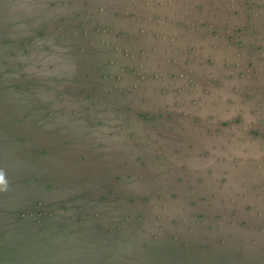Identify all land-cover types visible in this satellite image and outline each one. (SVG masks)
<instances>
[{
    "label": "rangeland",
    "instance_id": "374dc122",
    "mask_svg": "<svg viewBox=\"0 0 264 264\" xmlns=\"http://www.w3.org/2000/svg\"><path fill=\"white\" fill-rule=\"evenodd\" d=\"M0 264H264V0H0Z\"/></svg>",
    "mask_w": 264,
    "mask_h": 264
},
{
    "label": "clouds",
    "instance_id": "9594fccd",
    "mask_svg": "<svg viewBox=\"0 0 264 264\" xmlns=\"http://www.w3.org/2000/svg\"><path fill=\"white\" fill-rule=\"evenodd\" d=\"M0 183H3V178H2V176H0Z\"/></svg>",
    "mask_w": 264,
    "mask_h": 264
}]
</instances>
